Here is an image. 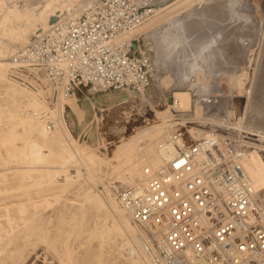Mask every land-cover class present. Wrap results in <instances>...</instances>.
Segmentation results:
<instances>
[{"label": "bare ground", "instance_id": "obj_1", "mask_svg": "<svg viewBox=\"0 0 264 264\" xmlns=\"http://www.w3.org/2000/svg\"><path fill=\"white\" fill-rule=\"evenodd\" d=\"M80 1L40 0L38 4L35 2L36 6H19L16 1L0 0V36H7L14 42L13 45L11 44L13 48L5 50L0 48V79L6 80V72L12 64V61H8V57H5L8 51H13L15 46L22 44L29 34L47 27L52 17L57 20L80 15V12L74 11V8L79 6ZM90 1L81 5V11ZM137 2L139 3V1ZM186 3L188 2L183 0L177 3L174 8ZM150 5L155 6V3L152 1ZM141 7L149 12L156 11L155 17L148 21L145 20L146 22L144 21L133 28L126 36L132 37L137 33L144 34L146 37L145 46L147 47L151 41L153 43L154 36L157 37L159 42H163L156 43L159 44L157 54L156 56L150 55V60L152 64H155L156 69L152 76L153 80L159 86L160 94L163 95V98L168 99V102H166L167 108L165 111L158 113L162 118L161 123L145 132V134L133 137L127 144L120 147L115 153V164L110 162L103 164V161H100L101 157L98 159L93 151H88L85 147L77 145L72 139L63 118L65 106L71 109L70 118L73 120L76 119V115L83 114L84 119L78 123V128H82L86 123L88 125L91 120L89 124L91 138L94 144H98L102 141V134L95 132L93 125H97V121L100 120V112L107 111L110 116L117 115L122 108L127 109L134 99L140 98L142 100L145 97L143 96L144 89L110 91L103 95H95L96 92L89 89V94L94 96L87 94L84 99L82 98L81 105L77 104L76 97L72 94L68 100L66 98L68 102H59L49 106L39 88L35 90L21 88L11 82L7 85V89H9L12 96L14 98L19 97V102H15L8 111L9 126L0 131V142L6 146L7 151V158L0 161V184L2 185L0 186V193L17 198L24 196L30 202L33 201L31 199L33 190L39 195L41 194V200L44 201L46 200L44 194L49 193L60 200L57 207L61 217H58L60 221L58 225L53 224V233L48 235L50 228L47 226L45 228L43 218H39L40 214L27 217L23 216L20 211L14 212L12 215L13 221L25 220L19 228L22 232L21 244H15L17 236L15 233L0 238V260L5 257L18 260L20 255L23 254L26 243L35 245L38 240H42L60 254L58 258L60 264H83L88 258L92 260V264H149L138 240L139 228L132 222L130 214L117 199L118 189L115 197L113 196L112 187L117 188V186H114L112 180L116 179L123 185H143L147 181L145 168L160 171L164 161L173 155L176 148L175 145L169 142V137L175 132L174 125L168 122L169 118L172 116H180L183 119L190 118L187 117L189 113L185 111L193 106L196 107V104L199 103L193 91V88L197 87L195 77L191 78L181 74L168 88H164L162 80L161 82L158 81L164 73V67L162 65L158 66L161 63L160 56L168 51L180 53L186 49L195 50V53H197L199 49L203 48L213 54L216 52L223 54L227 50H236L233 55L231 54L232 56L228 57V66V62H237L239 59L238 53L242 52L237 44L239 37L249 33L241 25L240 29L237 25L232 26L231 19L235 21L237 17L234 16L236 12L232 11L228 5L221 2L211 5L209 3L206 6L204 5L203 10L205 11L198 9L204 12H201L203 16L200 25L207 31L199 36L201 38L198 37L199 41L196 39L198 42L196 41L195 45L188 46L185 45L184 41L195 38L189 33L190 30L188 31L190 20L188 19L189 22L187 23L184 18L178 16L179 14H176L177 17L172 18L173 13L171 12L176 11V8L173 10V7H171L165 11L166 14H163L165 12H161L166 7L158 11L157 9H150V6L141 5ZM57 8L61 12L65 9L64 13L57 16ZM199 13L198 15H200ZM194 14L196 13L194 12ZM167 15L172 16L167 17ZM190 16H193V14H190ZM226 19L231 21L224 23ZM192 23L195 25L198 21L194 19ZM232 23L234 24V22ZM220 28L225 31V38L230 39H228V42L225 40L227 43L225 41L224 43L222 39L221 42L219 41L220 43H217L214 38L207 39L209 36L214 37L215 34L213 33H216ZM192 34L196 35L195 33ZM152 35L154 38L151 40L149 38ZM204 39L208 41L205 40V42ZM27 42L21 47L25 46ZM251 54L256 60L255 68L258 69L261 66L260 72L264 74V46L257 53L251 52ZM220 61L223 62V60ZM230 65H233V63ZM149 89L151 95L153 87H149ZM46 92L47 90H45V97ZM220 97L222 99L224 96ZM198 98L204 105L213 101L206 95ZM259 101L258 103L257 101L252 102L248 98L242 116L236 118L235 122H230L224 117L228 115V104L225 99L220 100L219 109L225 115H222L221 112L212 113V110L206 111L196 119L197 123L204 128L191 126L190 130L186 129V132H181L182 138L178 143H182L187 148L194 142V139L212 131L218 133L222 139H229L231 138L230 135L234 136L239 133L240 137L238 138L245 142V145H242L246 147L242 159L243 167L251 179L254 190L264 199V164H257L256 162L257 157L264 156V149L250 147L252 142H249V145L248 141L244 139L245 137H242L245 133L258 139L264 138V99H259ZM27 109H33L34 111L32 114L26 115L24 111ZM44 111L49 113L50 118L55 119L56 122L53 128L49 129L46 121L38 115V113ZM1 112L2 109L0 108ZM17 125L22 126V132L16 129ZM115 132L119 131L115 130ZM33 134L36 135L37 140L40 141L39 143L32 138ZM16 140H20L21 145H18ZM103 165L109 166L108 169L110 168L111 172L108 173L107 167L104 168ZM103 175L108 177L109 184L104 186L103 193H101L94 187ZM8 181L9 185H7ZM72 206L73 208L70 209ZM68 209L70 211H67ZM64 212L67 213L68 217L63 214ZM65 221H68L69 226H64ZM130 229L132 231L128 234L123 247L121 245L124 243V232ZM61 233H65V236L59 249L57 239ZM39 235L41 239L37 237ZM76 239H85L89 246L85 253H81L70 243L76 241ZM35 248L36 246H33L32 251Z\"/></svg>", "mask_w": 264, "mask_h": 264}, {"label": "built area", "instance_id": "obj_2", "mask_svg": "<svg viewBox=\"0 0 264 264\" xmlns=\"http://www.w3.org/2000/svg\"><path fill=\"white\" fill-rule=\"evenodd\" d=\"M149 14L136 0H91L80 15L32 33L7 75L21 83L42 77L49 106L82 87L145 89L151 61L136 49L138 38L126 35ZM38 115L54 127L47 111ZM181 138L177 131L169 137L175 152L160 171L145 168V184L117 191L148 263L264 264V199L243 167L246 147L214 131L187 148Z\"/></svg>", "mask_w": 264, "mask_h": 264}, {"label": "rangeland", "instance_id": "obj_3", "mask_svg": "<svg viewBox=\"0 0 264 264\" xmlns=\"http://www.w3.org/2000/svg\"><path fill=\"white\" fill-rule=\"evenodd\" d=\"M12 1H16L19 6H24V5L25 6H36L39 3L38 1L40 0H35V1L34 0H12ZM81 1H80L81 4L79 3V6H76V8H74V11L77 10V12H80V14L83 12V10L81 11V8H82L81 5L83 3L85 4L89 0H81ZM136 1H139V3L142 6H145V7L150 6V9H154V10L157 9V11L159 9H163L166 7V9L162 11L161 13L165 12L171 7H173L172 8L173 10L176 8L175 9L176 11L171 12L173 13L172 18H174L176 14L177 15L179 14L178 16H181L182 18H184V20H186L187 23L189 22L188 21L189 19L190 23H188V28H189L188 31L190 30L189 33H191V35L194 36L195 38L188 39L189 41L188 40L184 41L185 45H188V46L190 45L193 46V44L195 45V43H197L200 40L198 39V37L203 35L202 33L207 31L201 27L202 25H200L201 24L200 20H201V17L203 16L202 15L204 13L203 11H205L203 10L204 5L206 6L209 3L211 5L214 3L221 2L222 4L225 3V5H228V7L232 9V11H235L237 13V14L235 13L234 15L235 17H237L236 20L234 21V19H231L232 22H234V24L231 22L232 26L237 25L239 26V29H240V25H241L242 28H246V31L249 33L246 35H241L239 37L237 44L239 46V49H241L242 52L238 53L239 55L238 61L228 62V66H227V60H229L228 57L232 56L236 52V50H231V51L227 50L223 54H219L217 52L213 54V53H209V51L203 48H202L203 50L199 49L197 53H195L196 52L195 50L192 51V50L186 49L180 53L168 51L160 56L161 63H159L158 66L162 65L164 67V73L161 76L160 80L158 81L161 82L162 80V84H164V88L170 87V85L177 79V77L179 78L181 74L183 75L185 74L184 76H187V77L190 76L191 78L195 77V82L197 84V87L193 88V91H194V96H196V100L199 101L198 105L200 106L196 104V107L193 106L189 108L187 111H185L189 113L187 117H190V118L183 119L180 116H172L171 118H169L168 122L174 125L173 127L174 131L186 132V129L190 130L191 126H196V128L198 127L204 128L200 126L199 123H197L196 119L201 117L206 111L208 112L209 110H212V113L221 112L222 115H225V113L221 109H219L221 105L219 101L222 99H225L226 103L228 104V115L224 117L227 118L228 121L230 122H235L234 120L236 118H240V116H242V113H243V110L245 109L244 107H246L245 104L247 103L248 98L252 100V102L257 101V103L260 102L259 99H264V74H261L260 72L261 66H259L258 69L255 68L256 60L254 59L253 54H251V52L257 53L262 48V46H264V0H186L188 3H186L185 5H181V6L178 5L179 7H175V8L174 6L183 0H136ZM152 1L155 4L158 3L159 5L158 6L150 5ZM58 9L59 8H57V10ZM198 9H201L203 11L198 10ZM195 10L198 12H196ZM63 11L62 12L61 10L56 11V15L58 16L64 13ZM185 12H187V14H185ZM194 12L196 14H194ZM166 13L167 12L163 14H166ZM198 13L200 15H198ZM155 14H156V11L150 12L146 21L154 18ZM190 14H193V16H190ZM171 16L167 15V17H171ZM188 16L190 17L187 18ZM194 19L198 21V23H196L195 25L194 23H192L194 22ZM231 20L228 19L227 21L226 19L224 23H226V21L229 22ZM50 23L51 22H49V24ZM192 33H195L196 35ZM31 34L27 36V38L25 39V41L22 42V44H18L17 46H15L13 51H8L7 55H5L6 58L8 57V61H12V56L20 49V47L23 44H25L28 41ZM213 34L215 35L217 34V35L216 36L213 35L214 37L209 36V38L207 37L205 38H207L208 40L211 38H214L217 43H220L221 39L223 42L225 40L228 42L229 38H225L226 35H224L225 31L223 29L220 28V30L216 31V33H213ZM135 37L138 38V41L136 42V49L142 52L143 54H145L146 56L149 54L147 56L149 59H150V55L156 56L157 54V49H158L159 44H156V43L157 42L163 43L162 41L159 42L157 37L154 36L155 37L154 38L152 35V37L149 39L152 40L154 38L155 41L153 39V43H152V41L150 40L151 42L148 45L149 47L148 49V47L145 46L146 37L144 36V34L141 35L140 33H137ZM9 39L10 38L7 36H0V48H2L3 50L7 48L10 49L11 47L13 48L12 45L14 44V42L11 39L10 40ZM196 39H198V41ZM207 39H204V41L205 40L208 41ZM165 43H167V41H165ZM145 49L147 50L145 51ZM229 53L230 55L228 56ZM218 59L223 60V62L221 63V61ZM232 63L233 65H230ZM151 65H152V72H151L150 84L148 85L147 88L144 89L145 91H144L143 96L145 97L142 98V100L140 98L134 99L128 105L127 109L122 108L120 112H118V114L115 116H110L107 111L100 112L101 117H100V120H98L99 122L97 121L96 123L97 125H93L94 131L102 134L101 135L102 141L98 144H94L93 139L91 138V134H90L91 132L89 131L90 130L89 124L91 120L88 122V125H86L87 124L86 123L82 128H78L77 126L78 123L84 119L83 114L80 116L76 115V119H75L76 121H75L72 118H70L71 109L65 106V109L63 112V118L66 122V125L69 129L72 139L77 143L79 147H85L86 150L93 151L97 155L98 159L101 157L100 161H103V164H106V163L108 164L109 162L111 164H115L116 163L115 153L117 152V150H119L120 147H123V145L127 144L133 137L137 135L145 134V132H147L151 128H154L156 125L160 124L162 121V118L159 114L163 113L165 109L167 108L166 102H168V99H166L165 97L163 98V95L160 94L159 86L153 80V77H152L153 73H155V70H156L154 66L155 64H152V61H151ZM259 72H260V75H259ZM7 76L8 75L6 72V80L3 81L0 79V108L2 109V112L0 113L1 114L0 115V122H1L0 131L5 129L7 126H9L8 111H10V109L13 107V104L15 102L16 103L19 102V99H18L19 97L17 96L14 98L11 92L9 91V89H7V85L10 82L14 83L15 85L21 88H26V89L29 88L32 90L39 88L42 91V94L46 100V97H45V90H46L45 84L46 83L42 79V77H38V79H36L32 75H27L28 77L26 80L28 81V83H30L31 85H34V82H35V85H34L35 88H33V86L29 85L26 82L21 83L17 81H12ZM149 87L151 88L153 87L151 91L152 93L151 95L149 93L150 91ZM88 90H89V87H82L80 89H77L75 93H73V95L76 97L77 104L81 105L83 99L87 96V94L90 96H94L93 94H89ZM110 91L117 92L114 90H108L105 92H98L94 94L103 95ZM203 95L209 96V98L212 99L213 101L209 104L204 105V103L200 101L198 98V97H202ZM220 96L222 97L224 96V97L221 99ZM68 98H70V96ZM67 100L65 99L61 102H68ZM46 103H47V100H46ZM26 111H24L25 114L30 115L32 114L34 110L27 109ZM174 114L175 113L173 112V115ZM53 120L55 123L56 122L55 119ZM16 129L19 132H22L21 125H17ZM115 130H118L119 132L116 133ZM235 135L234 136L230 135L229 137L231 138H229L227 142L228 141H239L241 144L245 145V142H243L242 140L238 138L240 137L239 133L238 135L236 136ZM242 137H245L244 139L248 141V144L249 142H252L251 144L252 146L250 147H261L262 149H264V138L258 139L255 136H251L248 134L246 135L245 133H243ZM32 138L36 140L38 143L40 142L37 140V137L35 134L32 135ZM16 142L18 145H21L20 140H16ZM6 158H7L6 146L2 145V143L0 142V161H3V159H6ZM256 162L257 164H264V156L257 157ZM103 167L104 168L107 167L106 169L108 173L111 172L110 168L108 169L109 166L103 165ZM112 181L114 183V186H117V188L112 187L113 192H114L113 196L115 197V193L118 187L123 186V184L119 183L116 179H113ZM108 184H109L108 177L103 175L100 179H98V182L94 188L97 191L103 193L104 186ZM7 185H9V181L7 182ZM0 186L2 185L0 184ZM31 196H32L31 199L33 201L30 202L24 196H20L17 198V197H10L9 194L0 193V238H4L5 236L9 234L15 233L17 234L16 239H15V244L17 245L21 244L22 232H20L19 228L24 224L25 220L23 219H20L17 221L12 220V215L14 214V212H17V211H20V213L23 216H27V217L29 216L33 217L34 215L40 214L39 218H43V222L45 223V228L47 227L50 228L47 234L50 235L53 233V224L55 223L56 225H58L60 223L59 218L61 217V215L59 214L61 213L59 212V209L57 207L59 205L58 203L60 202V200L56 197L54 198L49 193L44 194V196L46 197L45 201L41 200V194L39 195L34 190L31 193ZM68 207L70 206L68 205ZM72 208L73 206L70 209ZM70 209H68L67 211H70ZM63 214L66 217H68L66 212H64ZM65 222L66 223H64V226L65 227L69 226L68 221H65ZM131 231H132L131 229L125 230L124 243L121 246L124 247L128 234L131 233ZM40 235L37 236L39 239H41ZM64 236H65V233H61L60 236H58L57 243H58L59 249L62 246ZM70 243L72 244L73 247H76L81 253H85V251L89 247L88 244L85 242V239H76V241H71ZM33 246H36V248L32 251ZM34 253L35 254L37 253V254L35 255ZM59 256L60 254L53 247H51L50 245H47L42 240L41 241L38 240L35 245L26 243V245L24 246L23 254L22 256L20 255L18 260H14L11 257H5L4 259L0 260V264H60L59 259H58ZM83 264H92V260L88 258L86 261L83 262Z\"/></svg>", "mask_w": 264, "mask_h": 264}, {"label": "water", "instance_id": "obj_4", "mask_svg": "<svg viewBox=\"0 0 264 264\" xmlns=\"http://www.w3.org/2000/svg\"><path fill=\"white\" fill-rule=\"evenodd\" d=\"M165 2H166V1H165ZM165 2H164V3H165ZM155 5L158 6L159 4L156 3ZM50 20H51V23L55 21V19H54L53 17H52Z\"/></svg>", "mask_w": 264, "mask_h": 264}]
</instances>
